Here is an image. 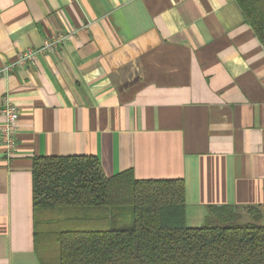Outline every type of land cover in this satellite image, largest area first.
<instances>
[{
	"label": "crops",
	"instance_id": "0c3cea01",
	"mask_svg": "<svg viewBox=\"0 0 264 264\" xmlns=\"http://www.w3.org/2000/svg\"><path fill=\"white\" fill-rule=\"evenodd\" d=\"M5 99L20 113L11 152ZM74 156L107 177L183 180L191 228L214 206L264 211V46L237 2L0 0V264H41L34 159Z\"/></svg>",
	"mask_w": 264,
	"mask_h": 264
},
{
	"label": "trees",
	"instance_id": "16d2710c",
	"mask_svg": "<svg viewBox=\"0 0 264 264\" xmlns=\"http://www.w3.org/2000/svg\"><path fill=\"white\" fill-rule=\"evenodd\" d=\"M235 1L264 46V0ZM32 179L41 264H264V211L214 206L191 228L181 179L107 177L92 156L37 157ZM55 219L95 222L61 229Z\"/></svg>",
	"mask_w": 264,
	"mask_h": 264
},
{
	"label": "built area",
	"instance_id": "2783aa9c",
	"mask_svg": "<svg viewBox=\"0 0 264 264\" xmlns=\"http://www.w3.org/2000/svg\"><path fill=\"white\" fill-rule=\"evenodd\" d=\"M74 32L68 31L59 34H54L45 39L43 46L40 49H28L20 53L16 65L6 66L3 73H8L14 70L17 66H26L33 64L42 53L56 54L62 46L68 41ZM2 114L6 118V124L1 131V138L6 148L11 152L15 150L16 134L19 122V109L9 99H5L1 109Z\"/></svg>",
	"mask_w": 264,
	"mask_h": 264
},
{
	"label": "rangeland",
	"instance_id": "374dc122",
	"mask_svg": "<svg viewBox=\"0 0 264 264\" xmlns=\"http://www.w3.org/2000/svg\"><path fill=\"white\" fill-rule=\"evenodd\" d=\"M91 222L94 223L95 221H83L75 219L74 221L67 222V220L55 219V221H53V225H56V227H59L61 229H68L72 227H75L77 229H91L93 227Z\"/></svg>",
	"mask_w": 264,
	"mask_h": 264
}]
</instances>
